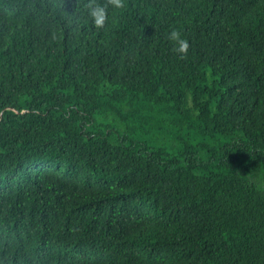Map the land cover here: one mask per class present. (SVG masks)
I'll list each match as a JSON object with an SVG mask.
<instances>
[{"label":"trees","instance_id":"obj_1","mask_svg":"<svg viewBox=\"0 0 264 264\" xmlns=\"http://www.w3.org/2000/svg\"><path fill=\"white\" fill-rule=\"evenodd\" d=\"M86 3L0 0V264H264V0Z\"/></svg>","mask_w":264,"mask_h":264},{"label":"clouds","instance_id":"obj_2","mask_svg":"<svg viewBox=\"0 0 264 264\" xmlns=\"http://www.w3.org/2000/svg\"><path fill=\"white\" fill-rule=\"evenodd\" d=\"M111 7L113 9H121L124 7V0H105V3H98V0H87V3L84 5L87 14L96 28H102L106 22L107 10ZM168 41L173 45V51L179 55L181 58H184L189 49V42L186 38L182 37V34L179 30L173 28L168 36Z\"/></svg>","mask_w":264,"mask_h":264}]
</instances>
